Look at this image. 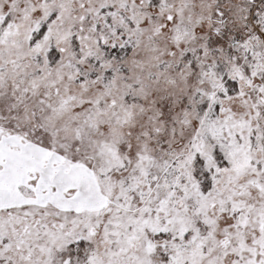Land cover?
Returning a JSON list of instances; mask_svg holds the SVG:
<instances>
[{"label": "snow or ice", "instance_id": "snow-or-ice-1", "mask_svg": "<svg viewBox=\"0 0 264 264\" xmlns=\"http://www.w3.org/2000/svg\"><path fill=\"white\" fill-rule=\"evenodd\" d=\"M0 264H264V0H0Z\"/></svg>", "mask_w": 264, "mask_h": 264}]
</instances>
